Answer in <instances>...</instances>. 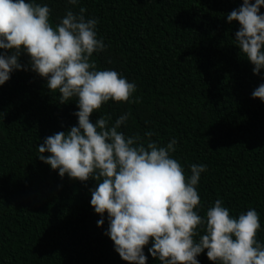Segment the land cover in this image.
Segmentation results:
<instances>
[{
  "label": "trees",
  "instance_id": "trees-1",
  "mask_svg": "<svg viewBox=\"0 0 264 264\" xmlns=\"http://www.w3.org/2000/svg\"><path fill=\"white\" fill-rule=\"evenodd\" d=\"M34 2L52 9L53 27L68 8H86L107 45L91 58L97 69L115 70L137 86L133 99L140 103L110 100L91 121L105 116L111 126L131 112L119 129L126 136L147 141L151 131L161 146L176 139L172 157L187 176L191 164L207 165L197 186L198 214L205 217L218 199L237 219L254 208L261 224L256 238L264 245V101L252 97L264 69L253 73L235 41L239 22L227 20L243 0ZM29 59L25 54L20 63ZM59 96L30 68L0 85V264H128L105 235L107 213L100 216L90 203L96 181L61 178L39 159L46 137L78 126L77 98L61 104ZM150 246L147 264H161ZM206 253L197 257L200 264H213Z\"/></svg>",
  "mask_w": 264,
  "mask_h": 264
},
{
  "label": "clouds",
  "instance_id": "clouds-1",
  "mask_svg": "<svg viewBox=\"0 0 264 264\" xmlns=\"http://www.w3.org/2000/svg\"><path fill=\"white\" fill-rule=\"evenodd\" d=\"M76 6L79 0H67ZM264 0H243L227 14L229 23L238 21L237 47L254 65L253 73L264 69ZM52 9L34 0H0V85L15 70H30L47 81L59 103L77 98L78 126L45 138L38 146L39 159L73 180H95L91 205L100 216L107 213L105 235L128 264H147L148 252L161 264H200L197 257L207 250L213 264H264V245L257 240L261 228L257 211L249 209L237 218L222 200L208 208L206 216L197 186L206 164H191L187 176L179 160L172 157L177 140L161 146L148 131L145 141L138 133L126 136L119 131L131 112L122 114L111 126L94 112L113 100L140 103L133 99L137 86L117 71L98 70L91 58L107 45L97 38L98 19L86 18L87 9L66 10L58 24L50 22ZM9 52L11 54H9ZM27 54L28 65L20 63ZM264 101V83L252 93ZM48 153V155H45ZM105 221H97L103 227ZM206 234L201 235L199 229ZM196 237H199L197 240Z\"/></svg>",
  "mask_w": 264,
  "mask_h": 264
}]
</instances>
